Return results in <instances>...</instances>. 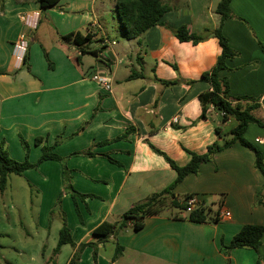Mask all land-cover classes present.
<instances>
[{
  "label": "crops",
  "instance_id": "crops-1",
  "mask_svg": "<svg viewBox=\"0 0 264 264\" xmlns=\"http://www.w3.org/2000/svg\"><path fill=\"white\" fill-rule=\"evenodd\" d=\"M160 1L169 11L159 23L126 40L121 30H115L117 0H58L46 9L36 0H0V141L7 152L10 147L22 150L15 157L21 162V136L30 144L29 161L35 163L41 150L34 139L42 137L52 146L60 136L63 141L53 151L65 158L72 187L88 196L77 198L75 208L70 194L63 191L61 164L44 161L38 166L48 168L57 179L41 227L50 228V212L62 194L61 212L76 245L64 264L79 244L98 240L92 235L98 225L116 222L133 204L173 182L175 171L149 145L182 167L190 160L187 151L203 154L208 146L223 144L236 126L231 117L222 122L211 106L200 118L198 96L210 85L199 79L212 69L221 51L209 34L220 24L215 12L219 0ZM230 9L234 17L225 20L221 30L238 55L220 76L227 78L231 96L261 102L264 0H231ZM34 12L39 14L38 26L29 30L20 16ZM181 26L205 39L195 45L178 41L175 32ZM76 32L89 39L79 46L73 37L63 39ZM22 33L28 41L25 55L16 46ZM131 72L142 77L127 80ZM94 75L110 78V91L93 81ZM254 115L264 123V106ZM130 127L134 131L127 139L111 141ZM244 137L264 160V128L249 125ZM103 141L109 143L97 145ZM88 150L95 156L79 155ZM254 163L253 151L238 143L202 163L173 193L184 206V197L192 195L207 212L206 221L193 222L185 210L165 208L147 217L140 230L120 233L122 251L112 264H264V236L257 252L238 248L226 257L222 250L242 226H264V179ZM38 181L47 187L50 179ZM97 249V264H110L114 243L98 244ZM77 264H93L91 247L84 248Z\"/></svg>",
  "mask_w": 264,
  "mask_h": 264
},
{
  "label": "trees",
  "instance_id": "trees-1",
  "mask_svg": "<svg viewBox=\"0 0 264 264\" xmlns=\"http://www.w3.org/2000/svg\"><path fill=\"white\" fill-rule=\"evenodd\" d=\"M36 2L41 9H46L56 5L58 0H36ZM230 3L231 0H219L215 9L216 14L220 16V24L209 34L217 39L221 51L212 69L208 72L202 73L200 76L199 80L208 83L210 85V90L201 93L198 96V101L201 106V119L205 117L206 110L211 106L218 113H223V115L221 116L222 122H225L229 117L235 120L236 126L230 132L231 139L225 141L221 145L214 143L208 146L206 152L203 154H195L187 151L190 155V160L186 165L182 167L177 166L174 161L166 156L163 152L157 150L152 145H149V147L156 154L162 156L168 163V165L175 171L176 177L173 182L162 191L153 193L143 201L133 204L119 217L116 222L111 223L108 221H104L100 225H98L92 231V235L97 237L98 240L95 243L88 242L79 244L68 264H77L80 259V254L86 247L92 248V262L93 264H97V245L104 244L105 242H108L110 240L115 245V251L110 263L112 264L118 258L122 251V247L119 246L117 241V238L121 232H123L127 228H130L132 231L140 230L143 227L144 220L147 217L158 215L165 208L185 210L186 206L180 204L173 193L175 187L179 185L188 174H196L198 172L199 166L202 163L211 161L215 154L231 147L234 143H238L241 146L253 151L255 155V167L264 179V160L262 154L256 147H254L244 138V134L249 125H256L258 127L264 128V123H262V121L256 118L254 115L255 111L261 108L262 105L264 106V98L260 102V98L248 96L233 97L229 94V85L227 78L220 76V73L222 71L228 70L227 62L238 55L234 50L230 48L228 40L221 30L222 23L225 20L234 17L230 9ZM168 11L169 7L163 4L160 0H117L116 2V14L119 21V28L126 40H132L140 37L147 30L157 25L161 17ZM70 37H73L74 42L78 46L89 39L88 36L82 37L78 32L64 36L63 39H69ZM175 37L180 42H190L193 45L202 42L205 39V36L189 33L185 26H181L176 30ZM259 46L262 51H264V48L260 44ZM141 77V73L131 72L127 77V80L138 79ZM158 81L163 85L175 84V82H165L160 80ZM189 83L193 84V81ZM157 102L158 98L155 99L154 107H156ZM98 109L99 108L96 107L94 109V113ZM84 125L85 124H83L77 130V132L81 130ZM133 131V127L127 128L121 135L117 136L111 141L125 140ZM77 132H75V134ZM19 140L24 152V160L21 162L12 159L6 150L5 142L2 140L0 141V191L5 190L9 175H22L27 170L37 169L38 166L44 161H57L62 166L63 188L72 197L75 208L77 198L80 200H84L86 197H88L87 195L80 194L72 187L70 183V170L66 167L65 158L60 157L53 151L54 147L63 141L60 136L56 137L52 146H49L45 142H43L44 140L42 137H36L34 139L33 144L35 146H40L41 150V155L35 163H31L29 161L30 144L21 136H19ZM107 143H109V141L99 142L97 145H105ZM72 155H78V153H74ZM79 155L95 156V154L89 150L80 153ZM101 156L107 158L110 162L117 164V162L109 158L108 155ZM190 197H192V195L185 196V202ZM61 202L62 194L58 196L56 204L50 212L51 214L54 212L58 213L60 215L61 221L57 244L53 249V256H56L60 248L64 245H69L72 248L76 247L75 243L72 240L70 231L65 223L64 213L61 212ZM206 218L207 212L200 206H195L191 210V212L188 213V219L193 222L203 223L206 221ZM263 236L264 226H242L241 229L232 237L230 243L226 246H222V250L226 257H228V254L231 250L238 248L250 249L257 252L258 248L261 245ZM49 262L51 264H55L53 258L50 259Z\"/></svg>",
  "mask_w": 264,
  "mask_h": 264
},
{
  "label": "rangeland",
  "instance_id": "rangeland-1",
  "mask_svg": "<svg viewBox=\"0 0 264 264\" xmlns=\"http://www.w3.org/2000/svg\"><path fill=\"white\" fill-rule=\"evenodd\" d=\"M115 30L121 32L117 26ZM115 30L112 29L114 35ZM20 151L10 147L8 153L19 161L15 157ZM48 170L42 167L22 175L11 174L5 190L0 191V264H51L49 261L57 244L61 221L54 212L50 215V228L41 227L57 184V179ZM41 177L50 179L47 187L40 186L38 180ZM63 191L69 194L64 188ZM63 248L59 256H54L55 264H64L71 251L69 245Z\"/></svg>",
  "mask_w": 264,
  "mask_h": 264
},
{
  "label": "built area",
  "instance_id": "built-area-1",
  "mask_svg": "<svg viewBox=\"0 0 264 264\" xmlns=\"http://www.w3.org/2000/svg\"><path fill=\"white\" fill-rule=\"evenodd\" d=\"M20 21H21L22 25L25 26L26 28H28L29 30H35L38 26L39 14H38V12L23 14L20 16ZM16 46H17V49L19 50V52H22L25 55V52H26L27 47H28V41H27L26 35L24 33L20 34L19 39L17 40ZM92 80L95 81L96 83H98V85L100 87H102L104 90L110 91V89H111L110 78L94 75V76H92ZM219 114H220V116L223 115V113H219ZM257 141L260 142L259 140H257ZM185 206H186L185 211L187 213H190L191 210L195 206H197L196 199L194 197H190L185 202ZM222 215L224 218L229 217L228 212H224Z\"/></svg>",
  "mask_w": 264,
  "mask_h": 264
}]
</instances>
